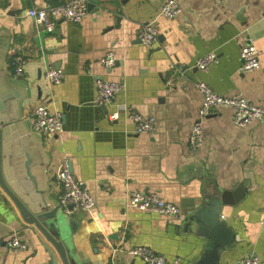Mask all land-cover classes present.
Here are the masks:
<instances>
[{
    "label": "crops",
    "instance_id": "0c3cea01",
    "mask_svg": "<svg viewBox=\"0 0 264 264\" xmlns=\"http://www.w3.org/2000/svg\"><path fill=\"white\" fill-rule=\"evenodd\" d=\"M66 1L0 0V104L1 114L11 119L12 136L1 144L8 155L19 148L16 161L29 159L51 205L59 206L57 174L64 160L95 199L91 213L62 211L77 249L74 258L79 264H145L125 254L141 245L170 261L196 264L208 241L183 230L184 213L195 202L220 198L238 186L246 195L222 206L220 220L232 238L219 264H236L248 254L264 264V121L238 126L230 108H219L203 120L201 148L189 147L203 100L197 82L264 106V0H176L182 11L174 19L158 14L165 0H99L81 23L59 20L53 33L38 30L26 15L30 8ZM153 19L160 35L149 48L137 31ZM247 40L259 49L261 67L243 73L240 47ZM108 51L118 59L112 68L102 62ZM210 52L218 62L203 72L197 61ZM14 53L26 59L22 76H15L10 64ZM49 65L63 72L59 85L45 79ZM98 79L123 86L113 103L95 104ZM41 101L62 114L63 133L33 131L31 109ZM127 110L154 117L155 131L135 133ZM114 112L118 118L111 120ZM132 191L157 192L181 207L183 218L130 207ZM34 229L0 187V264H52ZM14 235L26 250L9 248Z\"/></svg>",
    "mask_w": 264,
    "mask_h": 264
},
{
    "label": "built area",
    "instance_id": "2783aa9c",
    "mask_svg": "<svg viewBox=\"0 0 264 264\" xmlns=\"http://www.w3.org/2000/svg\"><path fill=\"white\" fill-rule=\"evenodd\" d=\"M182 9L176 0H165L159 9V16L168 19L176 18ZM88 0H67L64 3L43 7L30 8L26 15L34 20L38 30L53 33L59 20H66L74 24L81 23L88 15ZM159 27L157 20L153 19L140 25L137 31V39L145 46L153 47L159 39ZM118 59L114 52L108 51L102 62L106 68L116 65ZM240 71L252 72L261 67L260 51L256 45L247 40L240 47ZM26 59L21 54L14 53L11 66L15 76H22L23 65ZM218 62L217 55L210 52L197 61V68L208 72L212 65ZM175 72L181 73V68L171 65ZM45 79L52 85H59L64 74L61 70L49 65L44 72ZM170 84V82H169ZM196 88L202 94V104L198 110V117L192 125L189 137V147L196 151L203 145V120L219 108H230L233 111V122L238 126H246L253 122L264 121V106L253 103L240 95L224 96L214 92L205 82H197ZM123 86L118 82H110L103 79L96 81V105L113 103L121 93ZM128 111V110H127ZM129 118L134 123V131L140 133H153L156 129V119L146 117L134 111H128ZM119 113H112L109 118L116 120ZM30 119L34 132L43 136H54L64 132L63 116L59 112H52L47 101L37 102L31 109ZM57 181L61 187L58 199L59 207L67 216L79 212L91 213L95 206V199L87 190L84 183L78 180L70 169L68 160H64L58 169ZM129 206L147 213H154L173 219H182L181 207L165 201L157 192L132 191L129 194ZM12 251H22L28 248L27 244L18 236H12L8 241ZM118 248L117 250H121ZM129 258H140L145 264H180L181 259L170 261L166 256L146 246H133L125 250ZM236 264H262L261 258L256 254H248L238 260Z\"/></svg>",
    "mask_w": 264,
    "mask_h": 264
},
{
    "label": "water",
    "instance_id": "95a60500",
    "mask_svg": "<svg viewBox=\"0 0 264 264\" xmlns=\"http://www.w3.org/2000/svg\"><path fill=\"white\" fill-rule=\"evenodd\" d=\"M98 3L99 0H88L89 10ZM118 21L120 18H117V23ZM1 110L0 104V187L19 209L25 222L38 230L34 229L37 239L38 232L42 234L44 240L39 238L38 244L47 252L52 264H79L74 258L77 249L73 238L69 230H66L69 228L66 217L59 206L51 205L46 198V191L40 189L37 176L30 170L29 159L15 160L19 148L15 151L11 148L13 155H8L7 150L2 151V140L7 141L12 136H8L7 132L11 119L4 113L1 114ZM14 116L16 114L12 115ZM70 169L72 170L71 166ZM19 173H23V176L20 177ZM245 195V188L234 186L231 192L224 191L220 198L213 197L195 202L191 209L184 213L183 230H195L208 241L205 253L196 264H219L221 252L229 246L232 238L230 228L220 220L222 206L231 205Z\"/></svg>",
    "mask_w": 264,
    "mask_h": 264
},
{
    "label": "rangeland",
    "instance_id": "374dc122",
    "mask_svg": "<svg viewBox=\"0 0 264 264\" xmlns=\"http://www.w3.org/2000/svg\"><path fill=\"white\" fill-rule=\"evenodd\" d=\"M62 211V210H61ZM140 259V258H139ZM143 261V260H142Z\"/></svg>",
    "mask_w": 264,
    "mask_h": 264
}]
</instances>
